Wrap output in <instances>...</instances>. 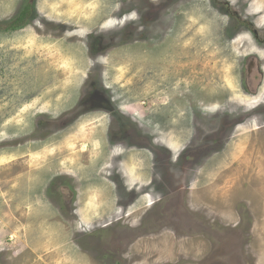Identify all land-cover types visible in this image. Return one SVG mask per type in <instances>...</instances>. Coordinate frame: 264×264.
<instances>
[{
    "label": "rangeland",
    "instance_id": "obj_1",
    "mask_svg": "<svg viewBox=\"0 0 264 264\" xmlns=\"http://www.w3.org/2000/svg\"><path fill=\"white\" fill-rule=\"evenodd\" d=\"M0 264H264V0H0Z\"/></svg>",
    "mask_w": 264,
    "mask_h": 264
},
{
    "label": "trees",
    "instance_id": "obj_2",
    "mask_svg": "<svg viewBox=\"0 0 264 264\" xmlns=\"http://www.w3.org/2000/svg\"><path fill=\"white\" fill-rule=\"evenodd\" d=\"M27 11L22 12L20 14V16H18L15 20L10 21V24H8V29H10V30H17V29H19L20 26L24 24L23 22L27 18V14H28Z\"/></svg>",
    "mask_w": 264,
    "mask_h": 264
}]
</instances>
